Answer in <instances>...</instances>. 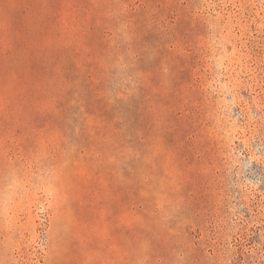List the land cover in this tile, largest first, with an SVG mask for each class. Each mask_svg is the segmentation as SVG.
<instances>
[{
  "label": "rangeland",
  "instance_id": "1",
  "mask_svg": "<svg viewBox=\"0 0 264 264\" xmlns=\"http://www.w3.org/2000/svg\"><path fill=\"white\" fill-rule=\"evenodd\" d=\"M0 264H264V0H0Z\"/></svg>",
  "mask_w": 264,
  "mask_h": 264
}]
</instances>
